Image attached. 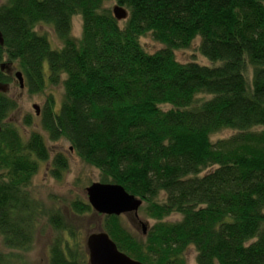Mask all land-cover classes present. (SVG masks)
I'll return each instance as SVG.
<instances>
[{
  "label": "trees",
  "instance_id": "1",
  "mask_svg": "<svg viewBox=\"0 0 264 264\" xmlns=\"http://www.w3.org/2000/svg\"><path fill=\"white\" fill-rule=\"evenodd\" d=\"M114 6L126 20L113 17ZM38 25L52 29L59 49ZM0 33V65L14 64L29 94L63 89L57 109L51 96L41 109L43 134L25 141L4 122L16 103L0 92L6 250L28 251L43 220L55 233L48 264H86L76 230L28 190L38 163L61 178L67 159L51 157L46 140H65L101 183L142 200L139 212L153 224L140 238L120 217L102 216V231L131 259L186 264L193 248L196 264H264V0H0ZM147 35L159 51L144 50ZM195 41L206 63L179 62L175 52ZM10 82L0 75V86ZM226 130L233 135L212 140ZM67 209L92 213L80 200ZM172 215L179 219L166 221ZM18 260L0 252V264Z\"/></svg>",
  "mask_w": 264,
  "mask_h": 264
},
{
  "label": "rangeland",
  "instance_id": "2",
  "mask_svg": "<svg viewBox=\"0 0 264 264\" xmlns=\"http://www.w3.org/2000/svg\"><path fill=\"white\" fill-rule=\"evenodd\" d=\"M36 31L39 34L47 36L51 48L56 50L60 48V42L55 37L52 29L47 25H38ZM81 33L80 17H74L71 22V36L74 39H79ZM140 43L144 50L153 54L162 48V45L156 43L150 35L143 37ZM198 41L185 51H176L175 57L179 62L185 63L195 60L201 64L206 63L197 52ZM44 73H47V66L44 63ZM5 94L16 103V109L4 121L12 125L19 133L23 141L27 139L31 132L43 134L39 126V115H35L33 105L38 106L39 114L43 108L46 98L51 96L55 108L57 109L62 102L63 89L61 85L55 87H46L44 94H29L27 89L19 88L17 81L5 87ZM29 119L31 126L27 127L23 121ZM233 135L232 131H222L214 136L212 140L225 139ZM46 146L50 152L51 157L57 153L62 154L67 159V169L62 173L59 180L51 177L50 162L38 163V171L33 176L31 184L28 188L32 196L42 202L46 208L55 207L64 215L65 220L70 224L78 235L80 242L86 250V239L89 235L102 231V216L94 211L80 217H74L69 214L67 206L74 200L87 202L85 189L92 183H101V174L96 169L90 167L83 162L77 154L70 150L68 142L59 140L57 142H50L46 140ZM179 216L172 215L166 218V221L175 222ZM120 220L123 226L135 237L143 236L142 227L140 223H144L147 230L152 226L153 222L148 220L141 212H138V217L133 215H122ZM55 233L51 227L45 224L43 220H39L36 225V233L32 247L28 251H11L3 247L0 239V252L14 254L18 256V264H48V248L54 238ZM195 250L190 248L185 253L186 264L195 263ZM86 264H88V257L86 254Z\"/></svg>",
  "mask_w": 264,
  "mask_h": 264
},
{
  "label": "water",
  "instance_id": "3",
  "mask_svg": "<svg viewBox=\"0 0 264 264\" xmlns=\"http://www.w3.org/2000/svg\"><path fill=\"white\" fill-rule=\"evenodd\" d=\"M112 15L117 21L127 19L128 13L125 9L114 6ZM3 39L0 33V45ZM18 86L23 89V78L20 72L14 74ZM6 86H0V92L4 93ZM35 115L38 116L39 108L33 105ZM71 150V149H70ZM87 203L91 209L98 215L109 217H120L122 215H133L138 217V211L142 206V200L127 193L123 187L116 184L92 183L85 189ZM142 234L145 235L147 227L144 223H140ZM86 251L88 264H142L131 259L124 253L120 252L109 236L100 231L91 234L86 239Z\"/></svg>",
  "mask_w": 264,
  "mask_h": 264
},
{
  "label": "flooded vegetation",
  "instance_id": "4",
  "mask_svg": "<svg viewBox=\"0 0 264 264\" xmlns=\"http://www.w3.org/2000/svg\"><path fill=\"white\" fill-rule=\"evenodd\" d=\"M18 72L17 71V68L14 64H11V63H6V62H3L1 65H0V75L1 77L3 78H6V79H10L11 82L9 84H7L6 86L8 87L11 83L17 81L14 74ZM22 90V89H21ZM39 115V114H38Z\"/></svg>",
  "mask_w": 264,
  "mask_h": 264
}]
</instances>
